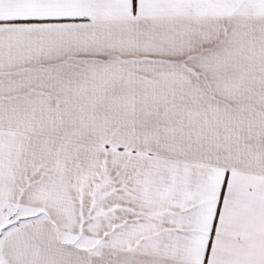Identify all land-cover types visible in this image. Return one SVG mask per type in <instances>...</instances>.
<instances>
[{
  "label": "snow or ice",
  "instance_id": "6c2138e0",
  "mask_svg": "<svg viewBox=\"0 0 264 264\" xmlns=\"http://www.w3.org/2000/svg\"><path fill=\"white\" fill-rule=\"evenodd\" d=\"M0 264H264V0H0Z\"/></svg>",
  "mask_w": 264,
  "mask_h": 264
}]
</instances>
